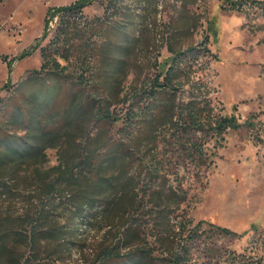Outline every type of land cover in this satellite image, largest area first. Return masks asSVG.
<instances>
[{"label":"trees","instance_id":"16d2710c","mask_svg":"<svg viewBox=\"0 0 264 264\" xmlns=\"http://www.w3.org/2000/svg\"><path fill=\"white\" fill-rule=\"evenodd\" d=\"M89 1L52 8L51 15L71 9L79 21L77 15ZM137 1L135 8L124 0L115 1L113 16L90 25L89 34H98L102 44H84L92 60L87 76L78 74L71 82L56 59L47 60L0 100V264H65L68 239L77 236L80 222L86 221L104 222L101 226L106 227L93 264H195L200 256L220 258L215 242L200 248L203 220L187 229L180 222L179 231H174L171 214L187 198V191L181 181L171 183L168 175L178 160L207 156L197 130L222 136L241 124L234 114L211 112L206 82L192 80L179 67L178 51L171 52L169 81L156 80L132 91L133 102L121 114L116 107L124 100L120 85L137 54L146 18L139 9L144 2ZM178 1L186 6L193 0ZM160 2L156 0L154 6L155 20L145 19V25L155 23ZM230 2L238 8L242 3ZM165 65L160 62L158 67L163 71ZM182 76L191 83L190 92L197 93L185 102L172 90L174 78L180 87L185 83ZM198 94L204 97L198 99ZM137 97H144L147 106L136 107ZM120 120L124 124L116 134ZM163 128L169 131L168 138ZM165 140L171 148L177 147L170 165L166 163L170 148L160 157L156 150ZM47 148L58 149L57 164L46 165ZM63 216L71 220L69 225L59 221ZM145 220H152L149 228L155 245L141 243L126 249L125 233L142 235L148 227ZM115 225L122 229L121 237L115 244L107 243ZM215 228L237 235L225 227ZM157 247L163 253H155ZM81 259L86 261L82 255Z\"/></svg>","mask_w":264,"mask_h":264},{"label":"rangeland","instance_id":"374dc122","mask_svg":"<svg viewBox=\"0 0 264 264\" xmlns=\"http://www.w3.org/2000/svg\"><path fill=\"white\" fill-rule=\"evenodd\" d=\"M76 1L0 2V100L21 79L41 70L47 60L56 59L71 82H76L78 74H89L87 68L92 60L83 49L84 44H102L98 34H89L90 25L113 16V5L118 0H90L77 15L79 21L74 19L71 9L51 15L52 8ZM124 1L134 8L139 5L137 0ZM141 1L144 4L139 9L145 12L144 20L154 21L156 0ZM162 1L163 9L155 23L147 26L143 20L141 34L136 29V35L140 34L138 51L131 57L130 72L120 85L119 96L124 100L116 107L123 114L133 102L132 91L156 80L169 81L166 70L172 65L171 52L178 51L175 55L179 67L187 70L192 80L206 82L205 97L211 103V112L234 114L241 125L238 129H226L222 136L196 131L207 156L178 160L175 171L168 175L171 183L179 180L187 191V198L171 214L173 229L179 231L180 222L187 229L199 220L204 221L200 227V248L212 241L221 254L218 260L196 257L195 264H264V0H240L239 8L232 7L230 0H193L186 6L178 0ZM192 46L195 49L187 50ZM160 62L166 64L163 71L158 67ZM184 76L180 80L186 81L181 87L177 78L172 82L180 102L197 94L190 92L191 83ZM134 102L136 107L147 106L144 97H137ZM123 124L122 120L115 124L116 134L121 133ZM162 132L169 133L166 128ZM169 148L167 165L173 164L170 156L177 154V147L171 148L165 140L156 149L160 157ZM46 154L47 166L58 163L57 148H47ZM67 219L63 216L59 221L69 225L71 220ZM151 222L145 220L148 227L140 236L125 233L129 244L126 249L141 243L155 245ZM80 223L78 235L68 239L70 250L65 264H93L102 247L104 222ZM215 226L228 228L237 235L221 232ZM121 232L115 225L107 243H117ZM206 237L207 243L203 240ZM41 251L47 254L44 248ZM196 252L198 255L200 250ZM155 253L163 251L157 247ZM81 255L86 261H82Z\"/></svg>","mask_w":264,"mask_h":264},{"label":"built area","instance_id":"2783aa9c","mask_svg":"<svg viewBox=\"0 0 264 264\" xmlns=\"http://www.w3.org/2000/svg\"><path fill=\"white\" fill-rule=\"evenodd\" d=\"M162 9H163V4H162V2H160L158 5V13L157 14H160Z\"/></svg>","mask_w":264,"mask_h":264}]
</instances>
